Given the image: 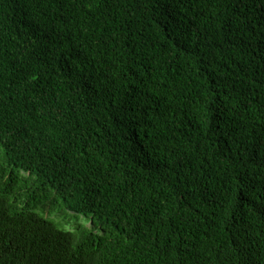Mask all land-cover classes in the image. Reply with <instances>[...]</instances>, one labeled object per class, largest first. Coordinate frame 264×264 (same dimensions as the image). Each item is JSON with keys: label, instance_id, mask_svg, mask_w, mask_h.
I'll return each mask as SVG.
<instances>
[{"label": "trees", "instance_id": "trees-1", "mask_svg": "<svg viewBox=\"0 0 264 264\" xmlns=\"http://www.w3.org/2000/svg\"><path fill=\"white\" fill-rule=\"evenodd\" d=\"M0 264H264V0H0Z\"/></svg>", "mask_w": 264, "mask_h": 264}, {"label": "rangeland", "instance_id": "rangeland-1", "mask_svg": "<svg viewBox=\"0 0 264 264\" xmlns=\"http://www.w3.org/2000/svg\"><path fill=\"white\" fill-rule=\"evenodd\" d=\"M37 213L47 218H52L59 225L60 228L66 231H74L78 225L90 226V222L84 217L83 214H78L67 210L65 208H57L55 210L38 209ZM111 233H115L112 229Z\"/></svg>", "mask_w": 264, "mask_h": 264}]
</instances>
